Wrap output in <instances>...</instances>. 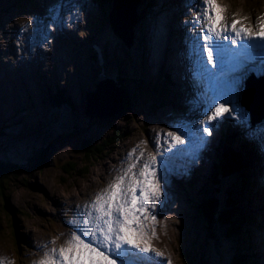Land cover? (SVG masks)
<instances>
[{"label": "rangeland", "instance_id": "374dc122", "mask_svg": "<svg viewBox=\"0 0 264 264\" xmlns=\"http://www.w3.org/2000/svg\"><path fill=\"white\" fill-rule=\"evenodd\" d=\"M42 1L44 3L46 0H0V47L2 48L0 58L5 61L9 60V62H5L0 59V79L4 80L6 76L9 78L8 88L5 87V91L0 95V127L6 126L0 132V152L6 151L12 155L13 152L19 154L22 151L35 153V150L39 149L45 156V160L43 154L42 158L40 157L42 162L44 161L42 164L37 165L36 168L34 166L28 167L27 172L20 174L15 181L12 180L3 186L2 190L0 189V264H9V262L10 264H37L39 260L45 259V249L56 247L55 245L63 239L65 234L73 235V228L65 224L69 220L73 222L71 211H64L63 217L57 216V212L54 211L61 199L72 198L83 202V199L94 190L93 187L98 188L100 186L101 190L107 189V183H109L107 180L116 182L117 178L109 179L112 176L110 167L123 156V149L127 143L130 142V146L136 148L145 147L149 144L150 136H152L151 130L155 127H159L155 131L156 139H159L160 129L167 127L164 124H169V120L180 127L189 122L191 114H196L176 98L164 99L163 95H159L158 91L162 85L151 79L154 76L153 72L149 69L148 64L143 63L145 59L142 61V57H139L138 44L135 39L130 47L124 44L123 40L111 29L108 18L109 10L107 12L106 7L103 9L98 0H96L97 2L93 1L96 8H92L89 12L86 5L88 0H75L78 7L75 18L79 19V28L83 31V38L78 37L80 39L78 42L81 45H74L75 48L74 46L69 47L68 44H61L60 40L58 44L57 39L53 40V36L50 35L49 38L53 42L50 47H47V60L44 58L45 61L43 60L42 66L31 72L32 64L30 61L34 60V55L40 51L35 48V45H30L25 41L23 37L17 39L8 35L6 31L3 33V31L5 26L14 24L16 20H22L21 17L29 15V12L22 14L25 12L24 9L41 8V5L43 6ZM160 2L165 12L160 17L154 14L152 18V22H158L149 28L151 31L149 57L151 60L147 58V61L163 71L167 82L180 90L182 83L179 77V69L181 67L186 70L191 69V63L188 61L189 63L186 62L183 66L180 62H176L174 68L171 66L164 67L161 61L157 59L161 46L157 44L155 48V43L159 37L153 35V28L156 29V33L157 29L161 28L163 37H165L169 26L171 29H178V20L182 17L184 24L188 25L186 27L189 32L194 34L193 26L196 24L197 14L198 12L202 14L205 9L197 5V0H139L136 7L137 14L141 18H146L152 5L156 4L155 9ZM233 2H235L236 12L230 14L224 11L225 22L231 25L232 21L237 20V16L241 14L243 15L244 27H251L253 31L258 30L257 25L264 18V0H232L230 2L229 0H217L223 9H225L224 4L228 3L227 5H229ZM70 8H67L66 12L61 15L67 17L71 15ZM178 8L181 9V12H176ZM17 9L20 10L17 11ZM188 10H190V15L181 14ZM17 14L23 16L20 17ZM45 20L46 18L38 21L36 19L34 25L38 27L40 26L38 24ZM139 21L140 19H137L136 24H134V31L136 27L140 26V24L137 25ZM159 21L162 26H160ZM202 23L199 24L198 28L201 27ZM65 25L68 26V24ZM141 25L144 32L146 26L145 24ZM21 29L20 25L13 26L14 35H20ZM51 29L53 34V28ZM175 30L172 34L177 36ZM199 30L200 37L203 39V26ZM38 31L40 32V29ZM179 32V36L183 38L182 43H186L185 41L190 40V36H193L184 30V25L179 26ZM78 34L82 37V34ZM31 37L35 39V30H32ZM2 41L3 43H1ZM6 42H8L7 45H5ZM189 54L190 50L187 49L186 58L188 60ZM170 58L172 61L177 59L173 46L170 50ZM121 64L123 65L121 66ZM125 64L131 65L129 71L133 70L134 66L136 68L139 65L142 67L143 74L140 71V76L146 82L145 85H135L127 79L128 71H122V67L128 69ZM2 65L5 67L3 68ZM153 66L151 67L153 68ZM11 69L14 70L13 73H11ZM23 70L31 73L23 75L20 73ZM117 72L125 76V81H121L124 87H120L128 93L131 99L129 107L108 118L91 117L86 112L87 93L95 90L97 82L107 79V77H113L115 80L120 79ZM16 75H18V79ZM249 76L253 78L249 81L255 82L257 90L260 91L258 87L260 75L255 72L250 73ZM194 88L198 89V85H195ZM56 92L61 93L67 106L61 104V108H55L49 103L50 94ZM183 92L182 90L181 93ZM252 97L255 98V94ZM206 98L208 99L205 100L209 102V96ZM260 101L261 106H263V101ZM236 103L240 112H244L247 116L240 101L237 100ZM211 104L212 102H210ZM23 109L25 110L20 112ZM239 115L226 119L228 129L233 128L234 120L238 119ZM262 121L264 118L251 125V128L255 126L256 128L250 133L254 134ZM213 126H218L221 133L225 131V123L219 118L213 125L208 122V128L212 129ZM204 127L206 126L204 125L202 130ZM198 130L196 129V131ZM175 131L173 129V132ZM113 135L122 137L114 144L107 142L109 144L105 145L107 139ZM193 136L195 139L198 138L196 141L197 146H199L200 135L194 133ZM207 136L209 135L207 134ZM156 139L153 137V140L158 141ZM236 140L231 149L233 148L247 159L238 144L248 147V140L245 142L244 139ZM215 143L219 144L220 142L218 140ZM261 145L264 150V144ZM217 152L218 148L202 155L206 160L203 163L204 169L198 172L199 176L196 180L200 181L196 182L198 183L197 186L196 183H193L194 181H188L184 187L172 191L173 203L169 206L160 203L158 206V215H162V218L156 224L157 237L161 238L160 244L171 255L165 264H168L169 260L172 264H183L180 253H190L193 258L195 257L194 264H230L229 241L223 245L218 243V247L217 243L213 246L206 242L202 229L203 223L195 211L200 201V194H197V191L208 181L209 175L213 171L211 166L214 158L218 157ZM123 160L128 161V157H123ZM67 163L76 166H72L73 171L68 174L63 169L68 167ZM245 172L250 173L249 166ZM258 180L261 182L260 179ZM230 183H232V187L236 185L232 179ZM250 186H253V183ZM245 191L244 181L238 195L239 202L245 195ZM1 192L6 195L8 204L14 209V217L3 209V194ZM247 194L252 196L249 188ZM162 205L165 207L160 208ZM251 206V213H254V220L256 221V214L264 213V202L253 198L251 199ZM245 210H247L246 207ZM247 212L249 213V211ZM239 213L241 214V207ZM160 222L161 224L158 225ZM253 229L254 240L259 239L257 242L260 245L249 242L251 229L248 228V235H246L244 228L239 238L242 242V253L247 259V264H264V236L262 237L263 242H261V230L257 227H253ZM34 240L41 253H33L36 248ZM159 247L167 253L164 247ZM250 248L255 249L256 255L250 253ZM201 255L203 258L198 261ZM37 256L41 259L36 260Z\"/></svg>", "mask_w": 264, "mask_h": 264}, {"label": "bare ground", "instance_id": "6f19581e", "mask_svg": "<svg viewBox=\"0 0 264 264\" xmlns=\"http://www.w3.org/2000/svg\"><path fill=\"white\" fill-rule=\"evenodd\" d=\"M93 1L94 0H88L86 2V5L88 7V12L92 8H96ZM197 1H198L197 5L199 7L203 9L206 8V4L202 2V0H197ZM230 1L232 0H229V2ZM227 4L228 3H226V5L225 4L223 5L225 6V11L230 14H235L236 12L235 2L229 5ZM155 5L156 4L152 5V8L151 10H149L148 16L146 18H143V17L141 18L140 15L137 14V16L139 17V18L137 17V19H140L137 25L140 24V26L136 27L135 31L133 28L132 44L135 39V42L138 44L139 57L140 58L142 57V61L143 59H145V62L143 63L148 64L149 69L153 72L154 76L152 75L153 77H151V79H154L156 83H159V85L160 84L162 85V87L158 91V93L160 92L162 94L159 93V95H163L164 99H168V98L175 99L176 98L180 103L189 107L196 114H191V118L189 122H187V124L184 123V125L180 127H177V125L173 123L172 120H169L168 122L169 124L167 125L164 124L167 127L160 129L159 139H156V136H155V131L159 127H155L154 128L155 130L154 129L151 130L152 136H150L149 144L145 145V147L136 148V147L130 146V142L127 143L123 149L124 151L123 156H121L113 164V166L110 167L112 176L109 179H113L115 177H119L123 175L128 165L136 161V157L140 155L141 151L144 152V156L140 158L139 162L137 163V167L133 169V171L136 173L139 172L140 167H142L143 163L148 159L149 154L157 155L159 174L162 177L161 183H163L162 184V191H163L162 196H164L160 199V201L156 202V205L154 208L150 209V214H154L157 217V221H156V224H157L162 218V215L160 216L158 215L159 204L163 203L165 204V206L166 205L169 206L174 201L173 200L174 195L172 193L173 190H177L179 188L184 187L188 181H194L193 182L194 184L197 181H200L196 179H197V176H199L198 172L204 169L203 163L206 160V158L202 156L203 154H205L206 152H212V150L214 151L218 148V152L216 154L218 157L214 158L215 160L213 162V165L211 166L213 170L214 165L217 164L218 161L221 159V153L224 152L226 149H227V152L232 153L238 159L235 150L233 148L231 149V147H233L232 144L235 145V141H237L236 139H244V142L248 140L249 146L244 147L241 144H238V145L241 147L240 150L248 158V160L244 156L243 157L241 156V158H245L246 163L249 165V168H250V174L245 172L243 176L244 180L246 179L245 185L247 188L250 189L251 194L254 198L260 199L261 201L264 202V150H263V146L261 145V144H264V121H262V123L259 125V128L257 126L258 129L256 130L254 134L250 132L251 130L255 129L256 126L252 129H249L248 131L246 128H243L241 131L235 132L236 131L235 129L237 126L244 127L246 116L244 112H240V108L237 103L229 104V107H236L237 111L233 112L231 114L232 116L226 114L224 116L219 117V119L223 120L225 123L224 128L226 130V133L225 132L221 133L220 128L218 126H213V129L209 128L212 134H215L214 138L213 137L209 138L207 134L203 132L202 127L204 125L208 127L207 116L210 115V108H212L214 104L226 102L230 98L229 89H228L229 86H227V88H221V86H217L215 91L210 90L209 83H211V78L213 75L212 73L208 71V68L209 67L212 68V67L211 65L210 66L206 65L203 57L201 56L200 47H201L202 39L199 35L200 43H198L197 34H200L199 29L202 27L203 23L198 22L196 19H195L196 24L195 26H193L195 30L194 34L189 32L188 28L186 27L187 24H184V22L182 21V17H180L178 20L179 21L178 29L177 30H175V28L171 29V26H169L167 28V33L165 37H163L161 28L157 29V33H156V29L153 28V31H154L153 35H157L159 37V40L155 43V48L157 47V44L161 46L157 59L161 61V64L164 67L171 66L172 68H174L176 65V62H180V64L183 66L188 61L191 63V69L189 68L188 70H186V69H183V67L179 69V77L182 83L180 90L177 89L175 85H170V83L167 82L166 75L163 73V71L157 69L156 65L153 66V63L147 61V58L148 60H151V58L149 57L150 39H151V31L149 28L158 22V21L152 22V18L154 14L159 15L160 17L163 14V12H165V9H162L161 2L157 4V7L154 9ZM67 8H70L71 15H69L68 17L66 15H61L66 12ZM20 9H17V11ZM110 9H111V5L109 8H107V12L108 10L110 11ZM24 10L25 12L22 14L29 12V15L27 16L25 15L24 17H21L23 16L22 14H17L21 17L22 20H16L14 24L5 26L4 27L5 30L3 31V33H5L6 31L8 35L14 38H17V39H22L23 37L25 41H27L30 45H35V48H37L40 51L39 53H36L34 55L35 56L34 60L30 61V63L32 64L31 72L40 68V66H42L43 60L44 61L45 59L47 60L46 58L47 47L51 46L53 40L57 39L58 44L60 40L61 44L63 45L68 44L69 47H73L74 45H81L78 41L83 38V31H81L79 28V24H78L79 19L75 18L76 13H78V7L75 3V0H46L43 3V6L41 5V8L39 9H36L34 7L33 9L28 8ZM176 12H181V9L178 8ZM181 14H185L186 16L190 15V10H188L185 13H181ZM142 15H144V13H142ZM197 15H201V13L198 12ZM260 16H262L261 13H260ZM44 18H46V20L43 21L42 23H39L38 25L40 26L36 27L34 25V21L36 19L38 21L39 19H44ZM256 18L258 19V17ZM137 19H136V22H137ZM237 20L240 21V23L237 24V27L239 28L243 26V15L239 14L237 16ZM150 22L151 24H149ZM200 23H202V25L200 28H198ZM65 24H68V26ZM141 24H145L146 26V28L144 29V32L142 31ZM159 24L160 26H162L160 21H159ZM19 25L22 27L21 32H19L20 35L15 36L13 32V26H19ZM182 25H184V30H186L189 33V35L190 34L193 35V36H190L191 37L190 40L187 39L185 41L186 43H182L181 40L183 38L179 36L180 34L179 26H182ZM51 28H53V31H54L53 34H52ZM38 29H40V32L38 31ZM32 30H35V39L31 37ZM174 30L177 36L172 34ZM78 33L82 34V37ZM50 35H52L54 38L52 41L49 38ZM78 37H80V39ZM1 43H3V41ZM224 43L225 45L221 50V55L229 59L230 64L227 67H225L223 71H221L219 68H217L216 71L219 69V71L221 72L219 76L223 77V81H228V82L230 81L231 83L233 76L242 74V71L238 70V72L236 73H232L229 71V68H231L232 65L234 66L235 62L233 58H231L225 52H222V51L224 50L227 51L231 49L232 45L230 44V41H225ZM251 43H252V49H251L252 57L250 59H244L243 55L239 54L237 58H240L242 62L245 63L243 65V68L245 70L252 69L253 71L251 70L250 71L254 72V71H257V67H259V62L264 58V40L257 39V40L251 41ZM7 44L8 42L5 43V45ZM172 46L175 48L176 58H177L176 61H172L170 58V50ZM233 47L235 48V46ZM187 49L190 50L189 60L188 58H186ZM0 54H2L1 47H0ZM237 58L235 59V61L237 60ZM5 62H9V60ZM250 63L253 64L252 67ZM122 65L123 64H121V66ZM125 66H128V69L122 67L123 69L122 71H125V72L128 71L127 79H129V81H132L135 85H142V84L145 85L146 82L140 76V71L142 72V67L140 65L137 68L134 66L133 70L131 71H129V68L131 67V65L125 64ZM151 66H153V68ZM261 66L263 67L262 64ZM2 67L4 68L5 65H2ZM146 67L148 66L146 65ZM211 71L213 72V70ZM13 72L14 70L11 69V73ZM31 72H28L27 70H23L20 73L25 75ZM118 73L120 74V72ZM16 78L18 79V75H16ZM120 78L123 80V82L125 81V76L121 75ZM107 79L112 80L119 89L123 90L122 88L124 87L123 84L120 85L122 87L117 85L115 82V78L107 77ZM251 79L253 78L250 76L244 79V82L240 88V92H239L238 97L236 98V101L237 100L240 101L241 106L246 110V114L250 116L252 122L255 123V121L259 120L258 118L264 117V104L263 106H261V101H260L262 100L264 103V99H262V97L264 96V75L259 77V80H258V82L260 83L258 85V87L260 88V91L257 90L255 86V82L252 83L251 81H249ZM8 80H9L8 76H6L4 80L0 79L1 81L0 95L3 94L2 93L3 91H5V87L6 89L8 88L9 86ZM117 80L118 79H116V81ZM195 85H198V89L194 88ZM203 88H205L204 91H203ZM182 90L184 91L183 93H181ZM123 94L127 95L126 99L129 98L128 93L124 92ZM254 94H255V98L252 97ZM206 96H209V99H210L209 102L205 100V99H208L206 98ZM210 102H212L211 105H210ZM197 104L198 106H196ZM238 115L240 117L234 120L233 128L228 129V127L226 126V119L233 118L234 116H238ZM241 116L243 117L242 119H241ZM210 123L213 125L215 121H212ZM173 129L176 130L174 133H176L177 135H180L181 138L185 140V144L174 146V142L172 141V138L167 135L169 132H173ZM196 129H199V130L196 131ZM194 133H198L200 135L199 146H197L198 143L196 141L198 138L195 139V136H193ZM153 137L158 141L153 140ZM218 140L220 143L216 144L215 142H217ZM133 149H136V152L134 153L132 159L129 160L128 158V161H124L123 157L125 156L129 157V153H131ZM197 160H200V162H197ZM243 170H244V166H243ZM258 179H260L261 182L258 183ZM107 182H109L107 183L108 187L111 184L115 183L114 181L111 182L109 180H107ZM250 182L253 183V186H250L249 184ZM197 185L198 183H196V186ZM93 188L94 190H92L90 195H88L86 198L83 199V202H81V200H73L72 198L61 199L59 201L58 206L54 209V211L57 212V216L59 217H63L62 214L64 211H67V210L71 211V219H73V222L69 220L65 224L70 225L73 228V234L74 233L80 234V228L84 223L86 213L92 211V209L90 208V205L96 199L98 194H101L104 192V190L100 189V186L98 188L96 186ZM245 196H246V199L244 201V204L246 206L247 195ZM165 206L162 205L160 208H164ZM246 214L250 215L251 217V220L249 221V225H247V233H246L247 235L248 228H250L251 232L249 235V239H250L249 242L251 244L252 243L259 244V242H257L259 241V239L257 238L258 240H254L255 235L253 236L254 234L253 227H255L257 224H258L259 229L261 230L260 232L262 234L261 242H263L262 237L264 236V213L256 214L257 216L256 221L254 220V217H253L254 213L252 214L250 211L248 213L246 210ZM147 223H148V231L150 233L152 225L150 221H148ZM254 223H255V226H254ZM160 224L161 222L158 225ZM155 228L157 230L156 225H155ZM70 238H71V235L65 234L63 239L61 241H58V243L55 245L56 247H54L53 249H56L58 251L61 247H66L67 246L66 242ZM160 243H161V238L157 236L156 238L151 240L152 246L158 251L163 253L162 257H156L154 254H151V253H132L127 258V264H165L167 263V259L169 257L171 258V255L169 254L167 249L164 246H162ZM34 245L36 246V248L33 253H41V251L38 250L35 240H34ZM159 246L164 247L168 254L165 253L163 249H161ZM51 250H52L51 248L45 249L44 253L45 254L50 253ZM37 259H41V258L37 256L36 260ZM39 261L37 262V264H39Z\"/></svg>", "mask_w": 264, "mask_h": 264}, {"label": "snow or ice", "instance_id": "6c2138e0", "mask_svg": "<svg viewBox=\"0 0 264 264\" xmlns=\"http://www.w3.org/2000/svg\"><path fill=\"white\" fill-rule=\"evenodd\" d=\"M204 2L205 10L196 17L197 21L203 22L204 30L200 51L205 64L211 65L214 75L215 69L223 71L225 68V59L221 55L225 41H230L235 46L238 41L264 40V18L258 23L256 31L251 27L238 28V20H233L231 25L225 22V9L220 7L217 0ZM199 35L201 34H198V43ZM244 64H235L229 71L236 73ZM243 82V74L233 76L229 86L230 98L210 108V115L207 116L209 123L237 111L236 107H229V104L236 103ZM203 132L212 135L208 127H204ZM167 135L172 138L174 146L185 144L180 135L174 132ZM135 152L136 149H133L129 153V160ZM143 156L144 152L141 151L136 161L128 165L124 174L97 195L90 205L92 211L87 213L80 234L74 233L66 242V247L46 253L45 259L39 261V264H127V258L132 253L163 256L151 244V240L157 236V217L150 214V209L155 207L163 195L162 177L159 174L157 155L154 154H149L138 173L133 171ZM148 221L152 225L150 233ZM168 264H172L171 260Z\"/></svg>", "mask_w": 264, "mask_h": 264}, {"label": "trees", "instance_id": "16d2710c", "mask_svg": "<svg viewBox=\"0 0 264 264\" xmlns=\"http://www.w3.org/2000/svg\"><path fill=\"white\" fill-rule=\"evenodd\" d=\"M98 3L103 9L104 7L109 8L111 5V0H98ZM102 12L104 13V10ZM121 81H123L121 78L117 81L115 80L116 84L119 86L122 85V83H120ZM50 96L51 98L48 99V101L53 107L61 108V104L67 106L61 93H52L50 94ZM130 101V97L126 99V101L122 105L120 113L123 112L124 109L129 107ZM24 110L25 109L20 110V112ZM5 127L6 126L4 125L1 126L0 132H2ZM121 137L122 136L118 135H116V137L114 135L110 136L105 142V145H108L109 143L114 144L118 140H120ZM86 143L88 144V142ZM86 143L83 144V148ZM98 146L99 144L97 145V147ZM235 152L238 159L232 153L227 152V149L221 153V159L217 164L214 165L213 171L209 175L208 181L197 191V194H200V201L198 202L195 211L197 215H199V218H201V223H203L202 229L204 233V240L213 246H215L217 243V247L218 243L219 245H223L226 244V241H229V252L231 253L229 256L230 264H247V259H245V256L242 253L241 249L242 242L239 238L244 228L245 233H247V225H249L251 217L250 215L246 214L245 207L247 211H252L251 199H253L254 197L247 194L248 188L246 187V206L244 204V201L246 199L245 195L240 199V202L238 200L239 191L241 190V184H243L246 180H244L243 176L249 165L246 163L245 159L241 158L242 154L237 151ZM35 153H27L22 151L19 153L20 155L15 152H13V154L11 155L6 151L0 152L1 190L3 186L12 182V180L15 181V179L18 178L20 174L27 172L28 167L34 166L36 168L37 165H40L44 162H42V160L40 159V157L42 158L43 154L41 153V150L36 149ZM35 158H37V160H35ZM43 159L45 160V156ZM242 164L244 166V170ZM72 166L76 167L74 164H68L67 168H63L66 174L73 171ZM231 179L236 182V185H233V187L231 186L232 183H230ZM258 182L260 181L258 180ZM251 183L252 182H250L249 184ZM1 193L3 194V209H5L10 213L12 217H14V209L8 204L6 195L3 192ZM257 200L259 201L260 199ZM240 207L241 214L239 213ZM253 217L255 219L254 214ZM255 227L259 228L258 224ZM194 258L190 253H180V259L183 264H194ZM202 258V255L199 256L198 261H200V259Z\"/></svg>", "mask_w": 264, "mask_h": 264}, {"label": "water", "instance_id": "95a60500", "mask_svg": "<svg viewBox=\"0 0 264 264\" xmlns=\"http://www.w3.org/2000/svg\"><path fill=\"white\" fill-rule=\"evenodd\" d=\"M138 3L139 0L111 1L109 24L112 31L123 40L127 47L132 44V29L137 19L136 7ZM123 93L124 91L119 89L110 79L98 81L96 89L87 94L86 112L91 117L108 118L114 116L121 110L122 103L126 98H124Z\"/></svg>", "mask_w": 264, "mask_h": 264}]
</instances>
